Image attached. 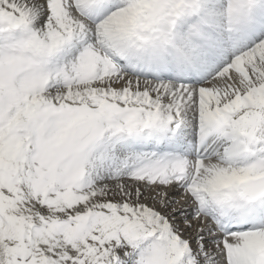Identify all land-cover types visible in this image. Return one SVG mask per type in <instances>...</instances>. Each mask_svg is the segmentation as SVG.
<instances>
[{"label":"snow or ice","instance_id":"1","mask_svg":"<svg viewBox=\"0 0 264 264\" xmlns=\"http://www.w3.org/2000/svg\"><path fill=\"white\" fill-rule=\"evenodd\" d=\"M0 264H264V0H0Z\"/></svg>","mask_w":264,"mask_h":264}]
</instances>
